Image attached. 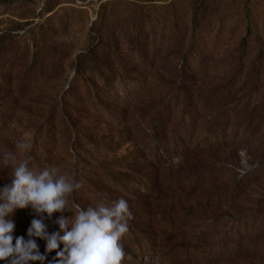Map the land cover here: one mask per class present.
Returning <instances> with one entry per match:
<instances>
[{"label":"rangeland","instance_id":"obj_1","mask_svg":"<svg viewBox=\"0 0 264 264\" xmlns=\"http://www.w3.org/2000/svg\"><path fill=\"white\" fill-rule=\"evenodd\" d=\"M180 40L203 68L185 84L196 110L158 167V116L183 87L171 55ZM6 152L80 183L66 217L125 199L123 264H264V243L248 257H205L237 232L249 243L254 223L242 220L264 207V178L219 200L263 171L264 0H0V188L11 183ZM59 215L45 214L49 234ZM34 218L30 206L11 216L13 245ZM34 239L52 264L56 251ZM135 242L154 253L141 257Z\"/></svg>","mask_w":264,"mask_h":264},{"label":"clouds","instance_id":"obj_2","mask_svg":"<svg viewBox=\"0 0 264 264\" xmlns=\"http://www.w3.org/2000/svg\"><path fill=\"white\" fill-rule=\"evenodd\" d=\"M16 147L23 150L27 145L21 142ZM29 160L17 161L11 152L3 156V165L11 166L12 171L11 183L0 188V261L44 264L47 256L40 253L34 239L39 238L46 242V253L56 251L52 264H122L126 253L120 241L133 218L127 201L100 202L86 210L76 205L75 215L66 217L64 213L72 210L69 197L81 187L80 183L59 174L56 167L36 173L28 167ZM29 206L39 218L31 221L28 239L16 237L13 245L15 224L11 216ZM54 213H60L54 221L59 231L49 234L44 218L46 214L51 219Z\"/></svg>","mask_w":264,"mask_h":264},{"label":"trees","instance_id":"obj_3","mask_svg":"<svg viewBox=\"0 0 264 264\" xmlns=\"http://www.w3.org/2000/svg\"><path fill=\"white\" fill-rule=\"evenodd\" d=\"M193 51L194 45L191 42L190 47H188L184 40H180L174 45L172 52L173 64L175 67V71L180 77V84L183 87L175 86V96L173 107H171L172 102L169 101L164 110L159 113L158 116V130L156 133V147H157V156L155 158V162L158 167L163 166L167 161L174 158L177 155L178 150L181 146L177 145V141H181L184 143V136L181 133L179 128L182 123H186L188 120L193 121V117H191V113L196 110L194 109L193 96L190 90L185 86V84L190 80L191 77L195 76L196 71L202 70L203 68H198L197 70L192 66L193 59ZM81 59V58H80ZM225 105V104H224ZM174 123V124H173ZM172 128V131L169 133L168 129ZM220 129L216 125L211 127V132L216 134L218 138H220ZM222 130V129H221ZM186 151V150H184ZM186 152H183L182 156L187 155ZM262 172L254 171L252 175L248 178L250 179L247 182H240L233 188L231 191L227 192L225 196L220 199H223L225 202L234 201L238 199V197L245 191L246 188L249 187L251 183L259 181L264 178V162L262 164ZM261 171V170H260ZM223 202V203H225ZM264 207L259 208L257 212H252L250 216H247L245 223L249 220H252L254 223V230L250 235L249 243L244 245V237L240 232H237V239L233 243L229 237H225L224 240L221 241V245L219 249L215 251H206V258L212 259L213 261H222L229 259H238L242 257L251 256V254H255L258 252V249H261L262 239H264V217L261 222H257L261 218V215L264 213ZM260 223V226L257 224ZM252 227V225H251ZM254 235V236H253ZM249 236V235H248ZM134 247L136 248L137 254L139 253L141 257L154 253V249H148L146 247L138 246L135 242ZM264 249V248H263ZM185 250H173L170 252L172 255V259H180L183 256ZM6 260L0 261V263L5 262ZM123 264V263H122Z\"/></svg>","mask_w":264,"mask_h":264}]
</instances>
